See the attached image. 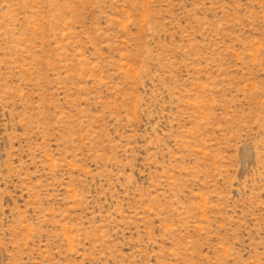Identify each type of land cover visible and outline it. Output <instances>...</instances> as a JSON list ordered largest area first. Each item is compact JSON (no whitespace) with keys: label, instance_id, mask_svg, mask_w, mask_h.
Returning a JSON list of instances; mask_svg holds the SVG:
<instances>
[{"label":"rangeland","instance_id":"obj_1","mask_svg":"<svg viewBox=\"0 0 264 264\" xmlns=\"http://www.w3.org/2000/svg\"><path fill=\"white\" fill-rule=\"evenodd\" d=\"M0 264H264V0H0Z\"/></svg>","mask_w":264,"mask_h":264}]
</instances>
